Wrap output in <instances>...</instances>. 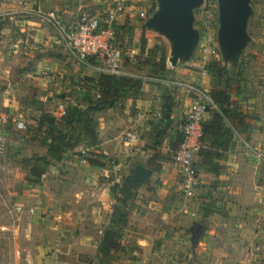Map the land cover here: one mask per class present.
<instances>
[{
    "label": "crops",
    "instance_id": "obj_1",
    "mask_svg": "<svg viewBox=\"0 0 264 264\" xmlns=\"http://www.w3.org/2000/svg\"><path fill=\"white\" fill-rule=\"evenodd\" d=\"M116 1L0 0V123L12 117L24 120L27 114L38 117L43 112L59 116V104L67 106L71 95L85 93L87 77L93 75L98 79L94 62L84 64L73 54L71 57L61 36L46 17L36 13L37 9L41 7L46 13L61 17L70 26L80 9L105 11ZM152 12L141 22L134 19L133 12L129 18L120 14L116 24L125 26V30L134 25L135 39L148 44L153 41L151 35H158L145 25ZM127 42L121 43L126 49L123 68L127 74L137 75L136 56L140 52L135 53ZM247 48L236 67L223 62L231 78L232 121L254 149L264 151V51ZM171 71L181 78L188 76L189 82L209 92L212 90L211 73V84L206 86L201 75L188 66H177ZM150 80L142 94L120 100L121 111L97 114V146H81L68 152L59 164L47 168L40 179L35 177V183L41 185L39 191L34 190L32 181L23 180L24 194L18 201L34 205L37 211L36 226H31L34 244H39L45 253L51 248L76 251L77 261L71 264H82L85 255L95 257L119 205L114 185L122 183L120 178L129 166L134 169L142 164L152 174L149 181L137 185L136 194L128 203V225L122 237L125 250L115 253L110 264H264V204L258 203L259 197H264V161L247 153L236 136L222 157L215 160L220 165L218 171L201 164L197 157L200 173L196 198L194 205H189L179 185L172 155L181 138V123L193 108L194 96L180 86H172L179 91L169 93L167 86L156 82L157 78ZM165 90L171 95L172 112L161 145L155 147L151 135L165 126ZM63 94L65 98L61 97ZM54 105L52 110L46 109ZM210 120L211 111L205 116V121ZM128 130L139 138L135 145L127 143L122 135ZM22 138L29 139L25 135ZM35 144L38 145L37 141ZM83 149L91 156L80 155ZM43 150L46 158L47 147ZM89 157L95 165L87 161ZM209 200H218L227 213L213 210L214 213L205 214L203 218L211 225L189 243L203 215L200 205ZM36 234L40 236L35 237ZM52 255L46 259L48 263H69L65 255Z\"/></svg>",
    "mask_w": 264,
    "mask_h": 264
},
{
    "label": "rangeland",
    "instance_id": "obj_2",
    "mask_svg": "<svg viewBox=\"0 0 264 264\" xmlns=\"http://www.w3.org/2000/svg\"><path fill=\"white\" fill-rule=\"evenodd\" d=\"M124 0L125 8L122 12L128 18L130 17V13H134V19L137 22H141V20L146 19V17L155 9L156 4H154L151 0H141V2ZM150 1V2H149ZM251 7H252V14L249 20V28L248 33L250 35V44L248 45L247 51L250 49H256L264 51V0H251ZM140 9H145L140 11ZM148 10V11H146ZM101 13H103L101 11ZM142 13L144 15L142 16ZM194 13L196 14V22L195 25L199 29V43L192 54L190 59V64H180L178 67L184 68L185 66L190 67L195 72L199 73L202 77V82L204 85L211 84V74L209 72L210 65H216V62L224 65L221 57H219V46H218V34L220 30V5L219 0H205L202 7H198L194 9ZM145 17V18H143ZM119 23V22H116ZM131 23V22H130ZM132 25V24H130ZM117 27V28H116ZM115 27V34H116V42L117 46L123 50L125 53V42L130 41V45L134 48L135 53L140 52L137 54L138 57V67L145 66L146 71L149 72V67L147 64V59H151V57H155L156 55V62L161 61L162 51L156 49L158 45H164L167 47L168 50V57L166 58L165 65L169 72L163 78H157V83L160 85L167 86L165 82L167 81H181V82H189L191 81L189 77L181 78L177 76V73H172L171 69L174 67L172 63L169 61L170 56V48L169 43L166 39L163 41L159 40L157 37L153 38V41L147 44V42L140 43L143 40H136L133 27L126 26L128 29L125 30V26L120 27L116 24ZM127 37V39H126ZM126 39L127 41L123 42ZM157 40V41H156ZM122 41V42H121ZM127 42V43H128ZM155 43H158L155 44ZM142 49V53H141ZM202 56V57H201ZM201 57V58H200ZM125 59V58H124ZM196 65V66H195ZM156 80V79H154ZM152 81V80H150ZM206 81V82H204ZM193 83V82H191ZM171 87V88H168ZM177 87V86H173ZM172 86H167L169 89V93H176L179 91V88H173ZM166 89V88H165ZM3 107V106H2ZM52 107V108H51ZM47 107V110H52L54 106ZM209 109V108H208ZM44 110V111H47ZM45 113V112H43ZM25 120L30 121V126L37 125V117L32 116L31 114L25 115ZM24 119V118H23ZM1 121V115H0ZM20 121V120H18ZM17 118H7V122L2 124V128L7 133L8 137V148L5 154L0 158V264H57L56 260L53 262H47L46 259L49 256H53L52 254H56L55 257L65 255L66 260L71 264L72 262L76 263L77 259V252L74 250L64 251L60 248H51L50 251L45 253V250L38 245L34 244V236L32 234L31 226L35 224V215L37 213L36 208L34 205L19 202L18 198L24 194V190H22L23 180H27L29 182H33L34 190L39 191V189L35 188V177H37L33 171L36 168H42L44 165V150L43 147H46L42 142L39 140H35L33 136L27 135L26 132H20L15 129V125L18 122ZM3 122V121H2ZM1 122V123H2ZM0 123V124H1ZM29 126V127H30ZM37 127V126H36ZM34 127V129H36ZM46 127L42 129L40 134H43L46 131ZM25 133V134H24ZM23 135L29 137L26 141L23 140ZM37 141L38 145L35 144ZM37 145V146H36ZM42 148V149H41ZM87 154V155H86ZM86 154H80L85 156H91V152H86ZM89 154V155H88ZM91 158V157H89ZM130 167V168H129ZM127 170L124 172V177L120 178V181L123 183L124 179L126 178L127 174L132 172V165L129 166ZM132 167V169H131ZM49 168V167H47ZM46 168V170H47ZM199 171H197V175H199ZM112 175V174H109ZM123 176V175H122ZM41 176L38 178L40 179ZM106 180L108 176H105ZM109 180V179H108ZM116 181V180H115ZM114 181V182H115ZM32 184V183H31ZM41 191V190H40ZM136 194V192H135ZM196 193H191L186 195L185 193L183 196L188 199V204L192 206L194 205ZM220 196H218L219 199ZM218 201V200H217ZM214 203L212 200L209 202L202 201L200 205V209L202 210V217L200 218L201 221H197V225L202 226V230L204 231V227L207 225H211L210 222H206L203 218L205 214L214 213L213 210L219 213H227L225 206L221 203ZM261 204V203H260ZM207 205L211 206L208 207ZM214 207H213V206ZM20 206L22 208L21 212H17V207ZM211 209V210H210ZM224 211V212H223ZM207 212V213H206ZM196 229V227H194ZM201 232L198 234L193 232L190 242L192 243L195 237L200 235ZM203 234V233H202ZM38 234L35 235L37 237ZM40 236V235H38ZM54 235L51 234L49 237H53ZM41 239V238H40ZM51 244V247H53ZM76 254H75V253ZM73 254L75 256H73ZM82 255V254H81ZM81 260V259H80ZM82 264H100L97 255H85L82 257ZM74 263V264H75Z\"/></svg>",
    "mask_w": 264,
    "mask_h": 264
},
{
    "label": "trees",
    "instance_id": "obj_3",
    "mask_svg": "<svg viewBox=\"0 0 264 264\" xmlns=\"http://www.w3.org/2000/svg\"><path fill=\"white\" fill-rule=\"evenodd\" d=\"M152 2L155 4V0ZM41 10L46 13L43 9ZM157 38L161 41L164 39L161 36ZM156 49L162 51L161 61L156 62V55L149 60L147 59L145 65L149 67V72L146 71L145 66H141L138 67L139 73L137 75H115L108 72H98L94 74L98 76V79L90 75L85 79V93H75L69 97L71 102L66 106V113L63 116L43 113L36 119L33 118V120H37L35 123L37 125L28 127L26 131L19 130L26 132L31 137L33 136L35 140H39L47 147L48 151L46 158L43 159V167H35L33 171L37 178L46 172L47 167L59 164L66 153L75 151L81 146L87 148L99 144L98 113L121 111L123 109L120 103L121 99L142 94L150 83V78L166 76L169 70L166 68L165 61L169 49L164 45H158ZM67 53L71 57L73 56L72 53ZM90 60L94 62V59ZM209 72L213 76V87L210 94L217 109L211 110L210 121L203 122L202 141L206 147L201 149L197 157L201 158V164L218 171L220 165L215 160L220 159L228 150L235 131L239 130L232 121V99L229 83L231 78L227 68L216 62V65H210ZM164 94L163 122L165 126L157 134L151 135V143L155 147L161 145V139L168 130L172 112L171 95L168 94L167 90ZM45 127L47 128L46 131L40 134ZM87 161L95 165L94 159L87 158ZM136 188L137 185L133 184L127 177L123 183H117L113 187L119 205L115 208L111 224L105 230L98 249L97 257L100 264H110L115 253L125 250L122 237L124 229L128 225L127 206L134 197Z\"/></svg>",
    "mask_w": 264,
    "mask_h": 264
},
{
    "label": "built area",
    "instance_id": "obj_4",
    "mask_svg": "<svg viewBox=\"0 0 264 264\" xmlns=\"http://www.w3.org/2000/svg\"><path fill=\"white\" fill-rule=\"evenodd\" d=\"M137 2H141V0ZM124 6L123 0H117L114 5L109 6L105 11L98 8L80 9L76 21L70 26H66L61 17L53 13H44L40 8L37 9L36 13L40 17H46L47 21L58 32V35L61 36L63 47L71 52L79 62L86 64L91 61L90 59H94V68L98 72L129 75L123 68L125 53L117 46L115 34V25L118 16L122 14L125 8ZM143 15L144 13H142ZM165 84L167 86H180L194 96L193 108L181 123V140L172 155V163L178 175L179 185L183 194L189 195L196 191L198 184L197 156L201 149L206 147L202 141L203 122L205 116L211 110L217 109V106L210 92L195 83L167 81ZM58 113L59 116L66 113L64 104L58 105ZM5 122L6 120L0 124V158L8 148V135L2 128ZM30 123V121L24 119L18 121L15 126L20 131H26ZM31 124H34V122ZM122 135L130 145H135L139 140L136 133L131 130L124 131ZM234 136L247 153H252L256 159L264 161V151L254 149L250 141L239 131H235ZM86 152L85 149L81 151L83 155ZM35 188L40 189L41 185L35 184ZM258 203L264 204L263 196L259 197ZM16 209L17 212L22 211L20 206Z\"/></svg>",
    "mask_w": 264,
    "mask_h": 264
},
{
    "label": "water",
    "instance_id": "obj_5",
    "mask_svg": "<svg viewBox=\"0 0 264 264\" xmlns=\"http://www.w3.org/2000/svg\"><path fill=\"white\" fill-rule=\"evenodd\" d=\"M205 0H155V9L146 20V28L161 35L169 43V61L173 67L190 62L199 43V28L196 27L195 8ZM220 30L218 46L225 66L236 67L245 49L250 44L248 23L252 14L251 0H219ZM65 98V95H61ZM152 170L142 164L136 165L127 175L135 185L149 181ZM201 225L195 232L200 233Z\"/></svg>",
    "mask_w": 264,
    "mask_h": 264
}]
</instances>
